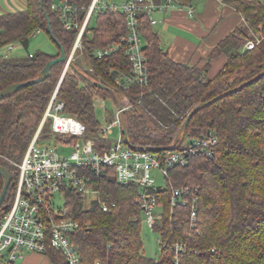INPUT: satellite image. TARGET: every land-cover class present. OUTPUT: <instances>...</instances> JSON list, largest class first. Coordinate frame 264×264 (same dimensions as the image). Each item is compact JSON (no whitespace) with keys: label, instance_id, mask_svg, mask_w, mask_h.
Returning <instances> with one entry per match:
<instances>
[{"label":"trees","instance_id":"16d2710c","mask_svg":"<svg viewBox=\"0 0 264 264\" xmlns=\"http://www.w3.org/2000/svg\"><path fill=\"white\" fill-rule=\"evenodd\" d=\"M67 1L77 9L82 24L93 0ZM174 1L191 6L193 0ZM224 2L242 15L244 22L215 47L203 68L174 61L160 44L148 16L141 13L138 27L148 60L149 80L144 87L123 90L116 79L131 67L125 53L120 51L99 59L96 51L127 36L128 19L124 14L104 10L92 15L85 30L82 48L74 59L78 72L71 69L62 78L66 64H58L44 81L0 101V166L11 177L0 217L13 203L18 165L56 91L57 99L65 103L64 113L82 122L87 135L97 138L104 147L109 142L100 138L95 99H111L115 109L117 103L112 93L98 84L120 98L126 96L132 106L124 113L129 143L134 147L160 149L157 154L164 158L185 120L199 104L263 72L264 0ZM27 4L25 11L0 15V50L6 51L10 45L28 50L38 30L50 36L47 13L58 53L2 57L0 92L13 84L38 78L46 64L60 56L59 45L69 56L79 33V29H66L60 12L52 8L54 0H44L45 12L40 0H27ZM93 19L96 26L91 28ZM248 41L254 42V49H244ZM220 55H226L228 62L212 80L208 72L212 61ZM107 116L111 121L115 112ZM51 122L50 119L45 122L42 140L56 141ZM209 133L218 137L214 154L197 155L186 166L172 169L166 188H158L161 213L155 233L159 235L162 251L158 259L144 253V214L137 204L138 186L119 183L115 170L105 169L101 176L92 174L100 203L91 199V205L86 207L84 200L88 198L73 189L66 190L69 214L82 224L73 235L81 264H264V77L199 109L177 148ZM4 185L5 179L0 174V195ZM182 187L198 189V218L194 226L189 208L171 206L172 189ZM102 204H107L110 210L105 212ZM180 244L184 247L182 251L176 249ZM45 256L51 264H67L65 256L53 248Z\"/></svg>","mask_w":264,"mask_h":264},{"label":"built area","instance_id":"2783aa9c","mask_svg":"<svg viewBox=\"0 0 264 264\" xmlns=\"http://www.w3.org/2000/svg\"><path fill=\"white\" fill-rule=\"evenodd\" d=\"M61 14V20L67 30L79 29L73 50L69 55L74 62L76 52L82 48L83 35L93 14L104 10H111L127 16V36L119 42L96 51V57L103 59L123 51L131 63L129 71L120 74L116 84L123 90L129 91L133 86L147 85L148 60L141 39L138 17L141 13L148 16L152 25L158 21L154 15L157 12H167L178 9L186 10L188 17L194 18L195 11L191 6L180 5L174 0H93L88 8L82 24L78 21L77 9L61 0L54 4ZM38 30L35 34L39 33ZM255 44L248 41L245 50L254 49ZM10 45L6 51L0 50V59L10 56L13 49ZM34 54H30L33 57ZM65 65L62 78L70 71ZM105 104V99L96 97ZM95 99V101H96ZM124 112L132 106L125 96L120 98ZM65 103L57 99L55 92L44 119L28 149L18 165L19 176L13 203L10 209L0 217V264H18L29 253L46 255L50 248L61 252L67 264H81L78 246L73 241V235L82 224L69 214L66 207V190L73 189L85 198L97 200L99 192L93 182V175L101 176L105 169L115 170L119 183L134 184L139 187L137 204L144 214V224L155 232V227L161 213L159 203L157 179L154 172L158 171L165 180V187L169 172L180 166H186L192 157L197 155L212 156L218 144V137L209 133L202 138H194L175 150L167 151L164 158L157 152L137 151L126 143L121 126V112L115 110L113 120L107 121V126H100L102 142H109L104 147L97 138L87 135L86 126L76 118L64 113ZM50 119L51 131L56 139V146L40 145L43 125ZM115 127L120 128L118 140L112 141L110 135ZM62 139H65L62 141ZM51 140V139H50ZM58 141V142H57ZM67 148L71 146L69 157L59 155L57 146ZM197 188L182 187L172 189L171 206L190 209V222L194 226L198 218ZM65 199L63 207L57 206L56 199ZM105 212L110 210L107 204H102ZM176 249L182 251L183 245Z\"/></svg>","mask_w":264,"mask_h":264},{"label":"crops","instance_id":"0c3cea01","mask_svg":"<svg viewBox=\"0 0 264 264\" xmlns=\"http://www.w3.org/2000/svg\"><path fill=\"white\" fill-rule=\"evenodd\" d=\"M27 6V0H0V15L25 11ZM191 7L195 11L194 18L188 17L186 10L157 12L154 17L158 22L152 28L159 36L163 49L174 61L203 68L215 47L241 27L244 18L224 0H193ZM227 62L226 55L215 58L208 77L215 79ZM20 264L51 262L44 255L29 253Z\"/></svg>","mask_w":264,"mask_h":264},{"label":"rangeland","instance_id":"374dc122","mask_svg":"<svg viewBox=\"0 0 264 264\" xmlns=\"http://www.w3.org/2000/svg\"><path fill=\"white\" fill-rule=\"evenodd\" d=\"M55 4H59L61 0H54ZM91 1V0H90ZM118 1V0H116ZM120 1V0H119ZM91 28L96 26V20L93 19L91 24ZM14 48L10 51V55L12 56H20L24 57L27 56L28 53L30 54H39V53H46L50 55H55L58 53V47L57 44L51 39V37L45 32L40 31L39 33L35 34L33 38L31 39L30 45L28 50H24L19 45H14ZM115 112V104L113 100L106 99L105 104L103 106V102L100 99H96L95 101V113L97 117L98 123L102 126H107L109 123L108 121V114ZM45 116V115H44ZM44 119V118H43ZM42 124V121L40 123V126ZM46 124L49 125V122ZM39 126V128H40ZM44 126V125H43ZM47 126V125H46ZM38 128V129H39ZM120 136V128L115 127L112 130V134L110 135V139L112 141L118 140ZM40 145L43 146H56V141L54 139L48 140V141H41L39 142ZM58 152L60 156L63 157H69L72 153L71 146H61L58 144L57 146ZM155 178L157 179V186L156 188H163L165 187V180L161 176V174L158 171H155L154 173ZM57 206L63 207L65 204V199H62L60 196H57L56 199ZM92 203L91 199L84 200L85 206H90ZM142 239L144 243V253L149 258L158 259L161 256V245L159 241V235L155 232H153L151 229L147 227V225L143 224V230H142ZM21 261H18V264H20Z\"/></svg>","mask_w":264,"mask_h":264},{"label":"water","instance_id":"95a60500","mask_svg":"<svg viewBox=\"0 0 264 264\" xmlns=\"http://www.w3.org/2000/svg\"><path fill=\"white\" fill-rule=\"evenodd\" d=\"M43 4H44V0H40V6L42 8V10L44 11V8H43ZM45 12V11H44ZM45 16H46V19H47V22H48V31L50 33V36L52 38V40L54 42H57L56 41V38L53 34V31H52V28H51V22H50V17L47 13H45ZM59 48L61 50V53H60V56H58L57 58L49 61L46 66L44 67V69L42 70L40 76L34 80H30V81H27V82H21V83H16V84H13L9 87H7L6 89H4L3 91L0 92V101H2L3 99L7 98L9 95L11 94H14V93H17L29 86H32V85H35L37 83H40L42 81H44L45 79H47L48 77L51 76V73H52V69L58 65V64H68L69 67L73 70H75L76 72H78L76 70V67L74 65V62L71 60L70 56H68L66 54V51L64 50V48L59 45ZM80 73V72H79ZM264 77V71L261 72L260 74H258L257 76H255L254 78L250 79L249 81L241 84L240 86L238 87H235L229 91H226L222 94H220L219 96L213 98L212 100L208 101V102H204V103H201L199 104L192 112L191 114L188 116V118L185 120L184 124L182 125V127L180 128L175 140H174V143L173 145L168 148V150H175L177 148V145L182 142L185 137H186V133L188 131V127H189V124H190V121L191 119L193 118L194 114L201 108H204L206 106H209L211 105L212 103L230 95V94H233L235 92H238L240 90H242L243 88L251 85L252 83L256 82V81H259L260 79H262ZM99 87L105 89V90H108L112 93L113 97H114V100L116 101L117 103V107L118 109L120 110L121 112V126H122V130H123V134L125 136V139H126V143L128 145H130V147H132L134 150H137V151H152V152H158L160 151V149H157V148H151V147H145V146H141V147H134L132 146L130 143H129V140H128V125H127V122H126V119H125V115H124V106H123V103H122V100L120 99V97L115 93L113 92L112 90L108 89L107 87H105L104 85L102 84H98ZM0 174H2V176L4 177L5 179V185H4V188L2 190V193L0 195V207L2 206L3 202H4V199L7 195V192L9 190V187L11 185V177H10V174L9 172L2 166H0Z\"/></svg>","mask_w":264,"mask_h":264}]
</instances>
